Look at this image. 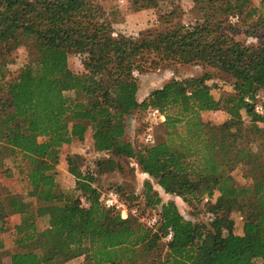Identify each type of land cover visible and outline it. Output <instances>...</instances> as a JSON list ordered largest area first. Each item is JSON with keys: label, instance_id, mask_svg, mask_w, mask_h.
Masks as SVG:
<instances>
[{"label": "trees", "instance_id": "16d2710c", "mask_svg": "<svg viewBox=\"0 0 264 264\" xmlns=\"http://www.w3.org/2000/svg\"><path fill=\"white\" fill-rule=\"evenodd\" d=\"M191 1L201 14L194 24L180 21L173 8L163 14L160 31L136 39L111 28L98 0H0V65L25 42L36 54L0 74V264H65L79 257L84 264H264V162L255 145L240 148L237 124L246 100L264 93V48L225 32L246 27L264 35V0L258 7L251 0ZM135 2L137 11L157 7L156 0ZM69 56L80 59L82 73L69 71ZM171 63L223 73L234 94L215 100L203 76L171 80L139 101L137 76ZM66 83L72 97L64 94ZM261 106L263 115L253 113L248 132L264 154ZM150 108L165 116V132L135 149L125 140L126 119ZM215 111L230 123L206 130L200 114ZM87 134L93 150L108 158L63 190L55 176L60 152ZM113 154L133 160L164 193L202 204L211 217L236 201L245 215L242 234L184 219L174 202L162 203L150 180L139 196L110 189L127 210L140 212L121 219L98 201L94 185L96 176L120 169ZM237 166L249 172L247 187L231 177ZM20 180L32 191L4 192ZM152 210L157 223L149 228L140 216ZM46 216L49 225L41 229Z\"/></svg>", "mask_w": 264, "mask_h": 264}, {"label": "rangeland", "instance_id": "374dc122", "mask_svg": "<svg viewBox=\"0 0 264 264\" xmlns=\"http://www.w3.org/2000/svg\"><path fill=\"white\" fill-rule=\"evenodd\" d=\"M98 1L103 10L109 16L111 28L116 31V33H121L125 36L134 37L136 39H141L149 34H155L157 31H160L163 28L162 16L165 12L170 11V9H177L176 11L180 15V21L184 24H194L195 19H199L201 16V14L194 8L191 0H156L157 7L138 11L136 10L137 2H135V0ZM260 1L261 0H251V5L253 7H258ZM230 22L232 25L236 23L235 20H231ZM225 32L234 40L245 45L260 46L264 48V35H251L246 27H236V29L227 28ZM260 33H264V30L261 29ZM35 58L36 54L32 47V42H25L24 45L16 48L12 54L6 58L4 64L0 65V74L5 73L6 71H15L25 64L33 62ZM68 67L70 72L77 74H80L83 71L80 59L76 56H69ZM203 76H205L203 79L204 83L209 88L210 93L215 100L222 102L227 101L234 94L232 80L223 73L200 64L179 65L171 63L147 72L146 74L137 76L140 87V92L138 91L137 93V99L141 101L155 88L160 87L171 80L183 81ZM64 94L69 97L73 96V91L67 83L64 88ZM262 102H264L263 92H259L256 95L254 102L246 100V103L249 106L247 109L241 110L237 124L240 125L242 129V136L239 139L240 148L247 147L248 145H255L252 147L253 151H256L258 158L264 162V154L259 152L260 149L258 147L260 140L258 137L248 132L249 121L252 118L253 113H255L254 110L251 112L250 105L253 109V104L258 103L261 105ZM145 118V112H141L133 113L126 119L125 140L130 142L135 149L146 146L142 141V134L146 124ZM200 120L204 122L206 130H209L212 127H217L221 124L230 123L229 115L224 111L202 112L200 114ZM163 123L154 127V136L164 134ZM257 135L260 134L258 133ZM67 157H71L74 166L68 164L66 160ZM112 157L120 169H116L111 173L96 176L94 185H96L97 188L96 193L99 202H101L103 195L107 191L115 189L116 187H119L123 193L128 195V197H130V193L139 196L143 191L144 182L150 180L153 189L159 194L162 203L170 201L174 202L184 219L204 224H209L211 221L223 231L230 232L234 235L242 234V225L245 220V215L236 201L227 202L224 212L216 217H211V215L205 213V208L202 204L195 205V202H193L191 205H187L182 199L164 193L163 190L156 185L153 179L142 174L138 170L133 160L126 159L122 155L113 154ZM107 158V154L98 153L93 150L89 134L86 135V138L82 143L73 142L71 145L64 147L60 152L58 163L55 168V176L58 186L63 190H72L78 174H84L87 170H93L96 162L106 160ZM249 176L248 170L242 166H237L231 173V177L235 184L240 187H247L250 185L251 180ZM29 191L32 190H30L26 181L20 180L10 188L8 187L4 192L22 195ZM216 197L217 194H215L214 198ZM131 210L132 209H128L127 211L130 212ZM54 212L55 211L51 209V213L54 214ZM139 215L140 212H138L137 216ZM140 217L143 224L146 225L150 219H157V211H149L145 214H141ZM16 221L17 217H14L11 220L12 223H15ZM48 225L49 216L40 219L39 228L44 229ZM81 258L76 259V262L74 261L72 264H84L83 259ZM254 264H261V262L256 261Z\"/></svg>", "mask_w": 264, "mask_h": 264}, {"label": "built area", "instance_id": "2783aa9c", "mask_svg": "<svg viewBox=\"0 0 264 264\" xmlns=\"http://www.w3.org/2000/svg\"><path fill=\"white\" fill-rule=\"evenodd\" d=\"M253 110L256 114L263 115V107L260 104L258 103L253 104ZM145 121L146 124L142 134V141L145 145L149 146L154 143V132H153L154 127L157 126L158 124L163 123L165 121V116L162 113H160L158 109L150 108L146 112ZM101 204L106 209H112L115 212H117L120 215L121 219H126L129 214L132 216H137L138 214V211L136 209H132L130 212H128L124 204L120 200L118 194L114 190H109L103 195ZM156 223H157V219L153 218L150 219L146 223V225L149 228H153L155 227ZM170 240H171V234L169 233L166 236L165 241L169 242Z\"/></svg>", "mask_w": 264, "mask_h": 264}, {"label": "crops", "instance_id": "0c3cea01", "mask_svg": "<svg viewBox=\"0 0 264 264\" xmlns=\"http://www.w3.org/2000/svg\"><path fill=\"white\" fill-rule=\"evenodd\" d=\"M158 88V87H157ZM139 92H140V87H139V90H138ZM149 94V93H148ZM148 94L146 95V96H148ZM145 96V97H146ZM145 175V174H144ZM81 258V257H80ZM80 258H75V259H72V260H70L69 262H67V263H65V264H72V263H74V261L76 262V259H80ZM81 259H83V258H81Z\"/></svg>", "mask_w": 264, "mask_h": 264}]
</instances>
